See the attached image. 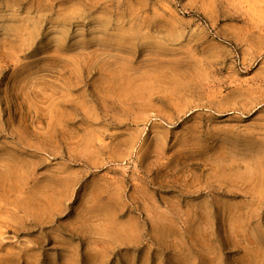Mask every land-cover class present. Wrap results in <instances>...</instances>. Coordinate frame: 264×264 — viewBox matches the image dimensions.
Wrapping results in <instances>:
<instances>
[{
    "label": "rangeland",
    "instance_id": "1",
    "mask_svg": "<svg viewBox=\"0 0 264 264\" xmlns=\"http://www.w3.org/2000/svg\"><path fill=\"white\" fill-rule=\"evenodd\" d=\"M0 264H264V0H0Z\"/></svg>",
    "mask_w": 264,
    "mask_h": 264
}]
</instances>
